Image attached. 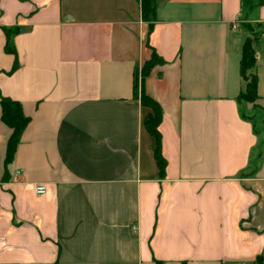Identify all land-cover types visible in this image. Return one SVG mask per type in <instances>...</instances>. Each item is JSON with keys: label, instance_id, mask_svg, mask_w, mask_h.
Returning <instances> with one entry per match:
<instances>
[{"label": "crops", "instance_id": "obj_1", "mask_svg": "<svg viewBox=\"0 0 264 264\" xmlns=\"http://www.w3.org/2000/svg\"><path fill=\"white\" fill-rule=\"evenodd\" d=\"M0 0V264H253L264 256V0ZM255 27L256 106L237 100ZM143 88L161 107L163 176ZM7 49L14 53L8 52ZM14 60L17 67L11 71ZM244 113L249 119L242 117ZM46 192L37 195L35 186Z\"/></svg>", "mask_w": 264, "mask_h": 264}, {"label": "trees", "instance_id": "obj_2", "mask_svg": "<svg viewBox=\"0 0 264 264\" xmlns=\"http://www.w3.org/2000/svg\"><path fill=\"white\" fill-rule=\"evenodd\" d=\"M243 3L249 2L250 0H241ZM263 0H257L256 3L250 4L249 8L260 5ZM141 16L144 21L147 22V34L149 35L152 28V20L155 13V0H139ZM253 39L246 37L242 49L240 59V75L244 81V87L238 94L237 100L242 103H250L256 106L258 99L257 94V76L252 72V68L255 65V51H254ZM8 52L14 53L12 50L7 49ZM164 60L159 56L156 51L152 48L149 58L144 61L140 67V87L138 89L137 81L134 84V95L138 96L142 106L148 107L150 111L143 118V127L146 132L154 138L155 147L153 150L154 159L159 171V175L163 176L165 172L166 161L161 155L160 151V133L158 126L162 118V110L160 105L146 94L143 88L144 79L149 76L150 72L156 65H161ZM17 67V61L14 60L11 71ZM1 107V120L10 129L11 133L6 143L5 151V166L11 162L13 155L20 139V135L28 123V118L23 114L21 105L18 101L13 100L9 97H0ZM242 117L245 119H251L242 113ZM156 264H161L156 262ZM253 264H264V256H256Z\"/></svg>", "mask_w": 264, "mask_h": 264}, {"label": "rangeland", "instance_id": "obj_3", "mask_svg": "<svg viewBox=\"0 0 264 264\" xmlns=\"http://www.w3.org/2000/svg\"><path fill=\"white\" fill-rule=\"evenodd\" d=\"M245 30L248 32V37L251 39L256 38V31L255 27L251 24H245ZM244 111L250 115H252V121L255 125V128L257 130V134L259 137H264V114L259 109H254L253 111L246 110L244 108Z\"/></svg>", "mask_w": 264, "mask_h": 264}, {"label": "built area", "instance_id": "obj_4", "mask_svg": "<svg viewBox=\"0 0 264 264\" xmlns=\"http://www.w3.org/2000/svg\"><path fill=\"white\" fill-rule=\"evenodd\" d=\"M34 191L37 195H42L46 192V187L44 185H37L35 186Z\"/></svg>", "mask_w": 264, "mask_h": 264}]
</instances>
